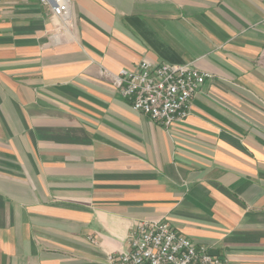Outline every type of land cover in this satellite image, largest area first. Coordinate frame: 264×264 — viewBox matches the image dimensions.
<instances>
[{
	"label": "crops",
	"instance_id": "0c3cea01",
	"mask_svg": "<svg viewBox=\"0 0 264 264\" xmlns=\"http://www.w3.org/2000/svg\"><path fill=\"white\" fill-rule=\"evenodd\" d=\"M0 0V264H107L162 220L264 264L260 0ZM142 60L209 77L169 128L112 79Z\"/></svg>",
	"mask_w": 264,
	"mask_h": 264
},
{
	"label": "built area",
	"instance_id": "2783aa9c",
	"mask_svg": "<svg viewBox=\"0 0 264 264\" xmlns=\"http://www.w3.org/2000/svg\"><path fill=\"white\" fill-rule=\"evenodd\" d=\"M73 0H39L54 16L70 18ZM264 6V0H260ZM209 77L191 63H154L142 60L136 69L122 68L112 84L132 108L153 122L169 128L190 113L191 101ZM107 264H227L226 258L210 253L162 220L136 221L126 249L106 254Z\"/></svg>",
	"mask_w": 264,
	"mask_h": 264
}]
</instances>
